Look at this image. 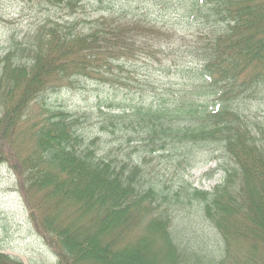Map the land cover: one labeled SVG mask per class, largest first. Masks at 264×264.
Wrapping results in <instances>:
<instances>
[{"label":"trees","instance_id":"16d2710c","mask_svg":"<svg viewBox=\"0 0 264 264\" xmlns=\"http://www.w3.org/2000/svg\"><path fill=\"white\" fill-rule=\"evenodd\" d=\"M14 1L47 13L0 51V164L55 264H264V0ZM81 81L139 100H48ZM206 152L201 191L184 172Z\"/></svg>","mask_w":264,"mask_h":264},{"label":"rangeland","instance_id":"374dc122","mask_svg":"<svg viewBox=\"0 0 264 264\" xmlns=\"http://www.w3.org/2000/svg\"><path fill=\"white\" fill-rule=\"evenodd\" d=\"M137 1L111 0L109 3H113L116 7L125 6V8L133 9L137 8ZM142 5H144L143 2ZM146 5L151 9L154 7L155 13L158 12V7L151 0H146ZM37 9L31 4H22L14 0H0V51L6 43L9 29L25 30L40 19L41 15L47 13L44 10L39 13ZM177 12V8H174L169 11L168 16L158 15L156 20H175ZM141 69L144 71L141 72L143 78L146 75L145 71L154 72L147 64L142 65L139 70ZM159 72L157 78L166 81L165 76L161 71ZM80 84L79 89L53 93L48 100L52 103H63L70 109L86 114H95L94 109L102 103H115L124 106L139 100L132 94H140V92L131 91V88L124 85H115L109 88L88 81H81ZM162 90V96L167 97L169 93ZM147 93L151 98L153 97L151 89H147ZM205 155H208L207 152L201 156L196 165L184 172V181L192 188L210 191L219 184L222 173L216 170L215 163L207 160ZM17 183L16 176L9 166L0 164V253L18 259L23 264H55L54 250L49 248L45 243L46 240L37 232L34 220L31 219L26 204L23 202ZM197 224L202 228L203 224L199 222ZM210 242L215 243L216 237H211Z\"/></svg>","mask_w":264,"mask_h":264}]
</instances>
